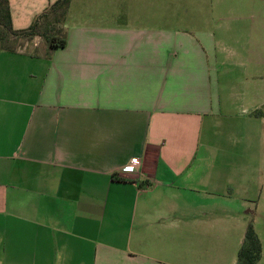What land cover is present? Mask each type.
<instances>
[{
	"label": "crops",
	"instance_id": "crops-1",
	"mask_svg": "<svg viewBox=\"0 0 264 264\" xmlns=\"http://www.w3.org/2000/svg\"><path fill=\"white\" fill-rule=\"evenodd\" d=\"M55 1L7 0L12 28ZM256 7L70 0L64 47L0 49V264H236L254 191L209 162L264 118Z\"/></svg>",
	"mask_w": 264,
	"mask_h": 264
},
{
	"label": "rangeland",
	"instance_id": "rangeland-1",
	"mask_svg": "<svg viewBox=\"0 0 264 264\" xmlns=\"http://www.w3.org/2000/svg\"><path fill=\"white\" fill-rule=\"evenodd\" d=\"M228 1V0H227ZM235 6L240 4L246 7H255L260 5V22H264V0H229ZM223 3V2H222ZM255 5V6H254ZM13 38L4 35L0 32V48L5 45H11L14 49H19L22 41L18 40L12 43ZM24 43V42H23ZM25 45V44H23ZM250 133L247 137H242L239 134H233L223 124H215V135L213 137V150L210 164L216 166H225L226 164H236L246 167L245 174L249 186L253 189L255 201H250L249 210L253 211L250 215L251 222L257 229L259 238L264 249V118H260V124H251L248 126ZM259 128V130H257ZM255 131V132H254ZM225 133H228L227 136ZM255 134V142H252ZM226 152L235 154L244 152L237 158L235 156H227ZM225 263L223 260L222 264ZM228 264V263H227ZM264 264V255L260 261Z\"/></svg>",
	"mask_w": 264,
	"mask_h": 264
},
{
	"label": "trees",
	"instance_id": "trees-1",
	"mask_svg": "<svg viewBox=\"0 0 264 264\" xmlns=\"http://www.w3.org/2000/svg\"><path fill=\"white\" fill-rule=\"evenodd\" d=\"M70 0H56L39 13L24 29H13L7 0H0V32L15 41H31L34 37H41L50 49L62 48L66 45V33L63 25ZM0 49L14 50L11 45ZM112 178L117 179L115 175ZM119 180V178L117 179ZM262 245L259 236L250 222L246 228L244 239L237 252L236 264H256L261 257Z\"/></svg>",
	"mask_w": 264,
	"mask_h": 264
},
{
	"label": "built area",
	"instance_id": "built-area-1",
	"mask_svg": "<svg viewBox=\"0 0 264 264\" xmlns=\"http://www.w3.org/2000/svg\"><path fill=\"white\" fill-rule=\"evenodd\" d=\"M136 161L134 159L130 160L127 164L121 167L122 172H133L136 166Z\"/></svg>",
	"mask_w": 264,
	"mask_h": 264
}]
</instances>
